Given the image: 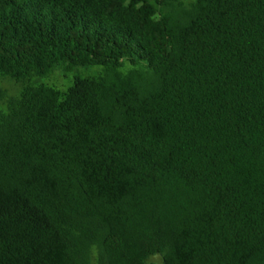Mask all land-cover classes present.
Masks as SVG:
<instances>
[{"label": "trees", "instance_id": "16d2710c", "mask_svg": "<svg viewBox=\"0 0 264 264\" xmlns=\"http://www.w3.org/2000/svg\"><path fill=\"white\" fill-rule=\"evenodd\" d=\"M264 264V0H0V264Z\"/></svg>", "mask_w": 264, "mask_h": 264}, {"label": "rangeland", "instance_id": "374dc122", "mask_svg": "<svg viewBox=\"0 0 264 264\" xmlns=\"http://www.w3.org/2000/svg\"><path fill=\"white\" fill-rule=\"evenodd\" d=\"M154 261L157 263H160V264L162 263V259L160 257H157L155 259L153 258L152 262H154Z\"/></svg>", "mask_w": 264, "mask_h": 264}]
</instances>
